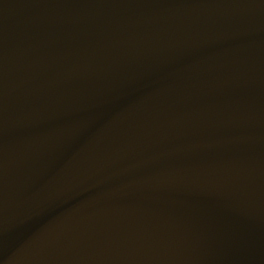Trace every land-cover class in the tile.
Segmentation results:
<instances>
[{
    "label": "water",
    "instance_id": "1",
    "mask_svg": "<svg viewBox=\"0 0 264 264\" xmlns=\"http://www.w3.org/2000/svg\"><path fill=\"white\" fill-rule=\"evenodd\" d=\"M0 264H264V0H0Z\"/></svg>",
    "mask_w": 264,
    "mask_h": 264
}]
</instances>
